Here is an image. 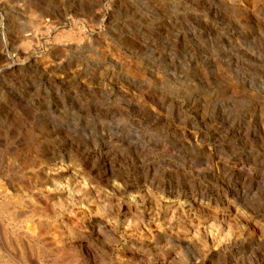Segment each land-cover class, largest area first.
<instances>
[{
	"label": "rangeland",
	"instance_id": "rangeland-1",
	"mask_svg": "<svg viewBox=\"0 0 264 264\" xmlns=\"http://www.w3.org/2000/svg\"><path fill=\"white\" fill-rule=\"evenodd\" d=\"M0 142L26 264H264V0H0Z\"/></svg>",
	"mask_w": 264,
	"mask_h": 264
},
{
	"label": "bare ground",
	"instance_id": "bare-ground-1",
	"mask_svg": "<svg viewBox=\"0 0 264 264\" xmlns=\"http://www.w3.org/2000/svg\"><path fill=\"white\" fill-rule=\"evenodd\" d=\"M0 147H1L0 149L2 148L5 149V147H7L6 142L5 143L0 142ZM24 149L26 150V148ZM7 151L10 157L13 156L12 157L13 160L9 159L11 160V162L8 160L9 162H7V166L5 165L6 166L5 173L6 172L11 173V171H13L15 167H19L16 164V161H17L16 159H17V156L19 155L17 154L15 155V153L14 155H12V148L10 150L8 149ZM38 161L39 160H37V162ZM0 163H1V160H0ZM40 164L41 163H35L33 166L34 168L29 173V175H25V173L23 174L21 173L22 175L20 174L21 175L20 177L15 176L13 178V179L19 178L18 182L20 183L21 189L17 188L18 186L16 185V183L12 182L11 180L9 184L11 189L9 190V192H3V190L2 192L0 191L1 192L0 193V256L2 257L3 255L8 256V255H11L10 253L14 252L18 256V258L21 260V264H26L27 259L25 256L27 255L29 251H33V250L38 251V249L40 248L39 242L44 237L43 231L45 229L44 222L42 221V219L43 217H45V213H46L45 206H47V202H48V199H47L48 197L45 194H53V189H49L48 187L42 189L41 187V185L43 184H40V180H42L41 178L42 176H44V175L41 176V174H43L42 170L44 168L42 169ZM24 171H21V172H24ZM17 173L19 174V172ZM18 174H15V175H18ZM46 178L47 180H50L52 182L53 169L49 173H46ZM15 185L17 187H15ZM30 220L35 221V224L31 222L32 224L35 225V226L33 225V227H35L34 228L35 232L31 230L32 232H34V234L32 235V240L34 241L33 243H31L29 239H27L28 237L27 233H25V230L23 229V227L25 226L23 225V223H28L27 221H30ZM10 227L12 231H10L9 229ZM16 230L18 231V233H15ZM12 242H14V244H12Z\"/></svg>",
	"mask_w": 264,
	"mask_h": 264
}]
</instances>
